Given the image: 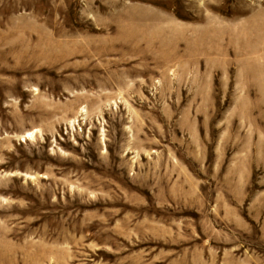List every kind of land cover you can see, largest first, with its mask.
<instances>
[{
    "label": "rangeland",
    "instance_id": "obj_1",
    "mask_svg": "<svg viewBox=\"0 0 264 264\" xmlns=\"http://www.w3.org/2000/svg\"><path fill=\"white\" fill-rule=\"evenodd\" d=\"M0 264H264V0H0Z\"/></svg>",
    "mask_w": 264,
    "mask_h": 264
}]
</instances>
